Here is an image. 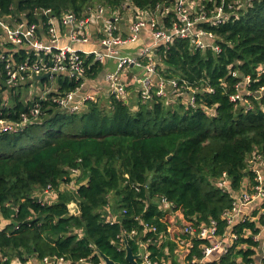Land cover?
Here are the masks:
<instances>
[{"label": "trees", "instance_id": "trees-1", "mask_svg": "<svg viewBox=\"0 0 264 264\" xmlns=\"http://www.w3.org/2000/svg\"><path fill=\"white\" fill-rule=\"evenodd\" d=\"M123 1L0 0V14H26L33 22L38 9H51L57 16L67 11L84 16L96 5L116 8ZM130 1L151 10L165 2ZM222 1L202 3L210 15ZM224 2L232 12L225 23L199 24L217 35L220 52L202 50L181 38L157 51L160 77L199 88L195 106L156 92L145 102L138 96L132 102L113 96L89 101L78 113L45 102L42 122L19 133L0 134V264H44L46 257L98 263L99 252L128 264L124 236L135 253L138 241L146 243L150 260L157 264H180L179 244L191 239L184 260L197 264L201 246L210 241L191 237L184 229L173 233L172 228L182 222L199 227L215 220L218 234L227 232L223 214L234 199L217 183L227 175L236 192L247 182L255 184L249 160L256 150L264 155V72L259 70L264 66V0H245V6ZM15 57L20 61L26 53L22 50ZM104 68L90 56L85 78H97ZM248 77L249 105L232 101L237 84ZM57 78V93L75 90L83 82ZM5 88L0 82V95ZM11 102L2 107L0 118L19 120L30 106L18 93ZM73 180L74 188L61 189ZM49 187L57 192L51 203L37 196ZM162 198L174 204L170 211L161 208ZM72 202L78 213L71 211ZM109 208L112 212L106 215ZM263 222L261 211L259 220L235 223L238 238L213 264L254 263L260 243L255 236ZM133 230L137 235L131 237Z\"/></svg>", "mask_w": 264, "mask_h": 264}, {"label": "built area", "instance_id": "built-area-1", "mask_svg": "<svg viewBox=\"0 0 264 264\" xmlns=\"http://www.w3.org/2000/svg\"><path fill=\"white\" fill-rule=\"evenodd\" d=\"M224 3L223 0L210 15L202 0H165L154 10L139 9L130 0H124L116 8L96 5L84 16H79L73 11L57 16L51 9H38L34 13L37 21L33 22L26 14H0V82L6 87L0 95V110L3 106L9 107L12 104L13 94L18 93L20 96V89L32 85L33 82H40L33 79L34 74L50 73L49 78L41 81L44 84L43 89L35 90L38 92L35 95L30 94L24 101L30 107L27 112L21 113L19 120L0 118V134L19 133L29 124L42 121L46 113L45 102L55 104L63 112L78 113L86 108L87 102L96 101L94 94L84 92L85 81L88 80L85 78L87 58L90 56L104 65L114 60L115 68L106 72L105 80L110 88L111 96L118 100H128L130 84L125 77L131 68H137L142 71V75H135L134 80L139 83L138 95L142 102L147 101L156 92L173 101L182 98L186 104L195 106L199 88L192 87L185 80L179 83L176 79L165 80L160 77L157 69V51L161 46H169L174 40L181 38L191 40L195 47L202 50L212 49L220 52L221 47L217 35L200 27L199 24L201 22H210L214 25L225 23L232 12L225 9ZM229 8L232 9L233 4H230ZM171 14L175 16L170 25H167L166 20ZM95 26H97L96 35L93 33ZM141 38H144L145 42L138 50L135 52L123 50V47ZM95 40L98 45L96 48L81 47ZM22 50L26 53V57L19 61L15 54ZM259 70L264 72V66ZM233 74L237 73L233 72ZM59 76L77 81L83 80V82L75 90L64 93H57L58 86L46 87L49 85L46 83H51L53 78ZM249 82L248 77L237 84L236 93L231 95L232 101L249 105V101L245 98L246 85ZM207 90L212 91L213 89L208 87ZM260 93L263 94V91L256 92L258 95ZM249 164L250 170L255 174V184L247 183L244 189L236 192L232 189L227 175H224L217 183L234 199L232 208L223 214L227 222V232L224 235L218 234V224L215 220H211L209 224H201L199 227L192 224L185 226L186 234L210 241L201 246L202 257L194 260L197 264H213V261L227 254L238 238L233 231L235 223L259 220L261 211H264L262 207L264 203V155L259 150L254 151ZM73 173L77 174L78 170L74 169ZM71 183V187H68V184L65 187L74 188V180ZM52 191L54 192L49 187L44 193L46 196L53 195ZM254 203L258 204L257 210H261L259 215H255L254 212L250 214L247 211V206ZM160 206L163 210L170 211L174 204L162 198ZM108 219L115 220L116 216H110ZM149 229L156 230L155 227ZM262 233H264V222L258 235ZM136 235V230L129 233L131 237ZM138 242L139 252L141 249L144 250L140 261L157 264L150 260V252L146 243ZM180 244L190 248L192 240H183ZM97 254L100 257L98 263L90 259H82L75 264H104L103 258L99 253ZM263 259L264 252L261 255V263ZM43 263L72 264L63 257H46Z\"/></svg>", "mask_w": 264, "mask_h": 264}, {"label": "crops", "instance_id": "crops-1", "mask_svg": "<svg viewBox=\"0 0 264 264\" xmlns=\"http://www.w3.org/2000/svg\"><path fill=\"white\" fill-rule=\"evenodd\" d=\"M95 35L97 34V26L94 27V32ZM145 39L141 38L139 41L133 43V44H129L125 47H123V50L126 52H135L136 50H138L140 48V46L142 44H144ZM96 46H98L96 44V40L92 43H88V44H84L81 45V47L83 48H87V49H91V48H96ZM106 65V69H104V71L95 79H88L85 81V86H84V92L86 93H90V94H94L96 96V99L100 101V99L104 96L105 100L108 101L109 97L111 96L110 94V88L108 86V84L106 83L105 80V75L106 72L108 70H112L115 68V62L114 60H110L109 62H107ZM141 76L142 75V71L137 69V68H131L127 74V76L125 78L128 79V82L130 84V92H135L136 93V98L137 96L139 97L138 93H139V83L136 82L134 80V76ZM134 93V94H135ZM133 99L131 101H134L136 98L132 97ZM137 101V99L135 100ZM248 183V182H247ZM62 190L64 189V187L61 188ZM53 195H47V196H43L42 199H44L45 201L51 203L57 200V192H53ZM48 197V199H46ZM50 200V201H48ZM257 205L256 203L248 205L247 206V211L251 214V212H255L257 210ZM254 210V211H253ZM256 240H258L260 243L258 245V247L256 248L257 251V255H256V260H255V264H262L261 263V255L264 252V233L258 235L257 238H255ZM181 247V244L179 245ZM179 250H178V254H179ZM181 256V255H180ZM180 256L178 257V260L180 262V264H185V260L184 258H180Z\"/></svg>", "mask_w": 264, "mask_h": 264}, {"label": "rangeland", "instance_id": "rangeland-1", "mask_svg": "<svg viewBox=\"0 0 264 264\" xmlns=\"http://www.w3.org/2000/svg\"><path fill=\"white\" fill-rule=\"evenodd\" d=\"M236 1V3L237 4H239L240 6H245V0H235ZM51 83L53 84V85H51ZM51 83L50 82H48V83H46V84H49V85H47L46 87H50V86H52L53 88H55V87H57L58 86V78L56 77V78H53L52 80H51ZM43 87H44V84H42L41 83V81L40 82H37V83H32V85H28L27 87H24V88H22V89H20L21 90V93H20V99L22 100V101H25L26 99H27V97H29V95L30 94H32V95H35V93L36 92H38V91H35V90H42L43 89ZM130 87V86H129ZM135 93V92H134ZM133 92H130V89H129V94H130V96L128 97V99L131 101L133 98L132 97H135L136 98V93L134 94ZM101 101H105V98H104V96L100 99ZM136 100V99H135ZM132 102V101H131ZM40 122H42V121H40ZM72 182V181H71ZM69 183L68 184V187H71V185H72V183ZM65 186H66V184L65 185H63L62 187H64L65 188ZM67 188V187H66ZM37 196H39V197H43V196H46V194L44 193V192H42V193H40V192H38L37 193ZM113 198V197H112ZM50 201V200H49ZM112 202H113V200H111ZM112 202H111V204H112ZM112 212V209L111 208H109V209H107L106 210V215H109L110 213ZM3 222V220H1V218H0V224ZM185 223H177V227H173V225H172V232L173 233H175V232H181V230H183L184 228H185V225H184ZM180 247V246H179ZM178 247V249L177 250H179L180 252H179V254H177L178 255V257L180 256V258H184L185 256H186V253H187V250H188V248L185 246V245H183V247H181V248H179ZM178 252V251H177Z\"/></svg>", "mask_w": 264, "mask_h": 264}, {"label": "water", "instance_id": "water-1", "mask_svg": "<svg viewBox=\"0 0 264 264\" xmlns=\"http://www.w3.org/2000/svg\"><path fill=\"white\" fill-rule=\"evenodd\" d=\"M49 76H50V73H45L42 75L34 74L33 79L37 81L38 80L43 81L46 78H49ZM69 206H70L71 211H74L75 213L79 212V208L77 204L72 202ZM124 237H125V248L124 249L126 251V256H125L126 262L128 264H147V262L140 261L143 258L144 250L141 249L140 252L136 254L133 251L132 247L129 245L127 236H124ZM99 254L103 258L104 264H122L121 262L115 261L114 259L110 258L108 255L104 254L103 252H99Z\"/></svg>", "mask_w": 264, "mask_h": 264}]
</instances>
